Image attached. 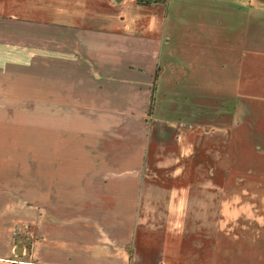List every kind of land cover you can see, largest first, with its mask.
I'll list each match as a JSON object with an SVG mask.
<instances>
[{"label":"crops","instance_id":"obj_1","mask_svg":"<svg viewBox=\"0 0 264 264\" xmlns=\"http://www.w3.org/2000/svg\"><path fill=\"white\" fill-rule=\"evenodd\" d=\"M244 100L264 0H0V264H215Z\"/></svg>","mask_w":264,"mask_h":264},{"label":"rangeland","instance_id":"obj_2","mask_svg":"<svg viewBox=\"0 0 264 264\" xmlns=\"http://www.w3.org/2000/svg\"><path fill=\"white\" fill-rule=\"evenodd\" d=\"M243 108L238 115L229 105L227 116H213L217 123L233 129L224 223L217 236L215 264H264V106L244 100ZM20 228L15 239L24 250L29 226L19 223L14 232Z\"/></svg>","mask_w":264,"mask_h":264},{"label":"built area","instance_id":"obj_3","mask_svg":"<svg viewBox=\"0 0 264 264\" xmlns=\"http://www.w3.org/2000/svg\"><path fill=\"white\" fill-rule=\"evenodd\" d=\"M137 2H138L139 4H143V5L148 4V3H150V4H154V3H156V2H161V3L166 4V3L169 2V0H137ZM21 231H22L21 228H20L19 230H18V229L15 230L14 235H17V234H18L19 232H21Z\"/></svg>","mask_w":264,"mask_h":264},{"label":"trees","instance_id":"obj_4","mask_svg":"<svg viewBox=\"0 0 264 264\" xmlns=\"http://www.w3.org/2000/svg\"><path fill=\"white\" fill-rule=\"evenodd\" d=\"M156 3H158V2H156ZM145 5H151V4L148 3V4H145ZM157 79H158V70H157V73H156V76H155V83H154V89H153V91L155 90V85H156V81H157ZM154 102H155V99H154V95H153V97H152V101H151L150 111H152V109H153Z\"/></svg>","mask_w":264,"mask_h":264},{"label":"water","instance_id":"obj_5","mask_svg":"<svg viewBox=\"0 0 264 264\" xmlns=\"http://www.w3.org/2000/svg\"><path fill=\"white\" fill-rule=\"evenodd\" d=\"M19 253H21V252H19Z\"/></svg>","mask_w":264,"mask_h":264}]
</instances>
